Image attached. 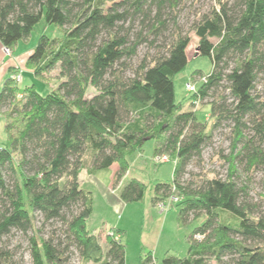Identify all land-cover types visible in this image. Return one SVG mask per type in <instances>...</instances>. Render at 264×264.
<instances>
[{
  "label": "trees",
  "instance_id": "trees-1",
  "mask_svg": "<svg viewBox=\"0 0 264 264\" xmlns=\"http://www.w3.org/2000/svg\"><path fill=\"white\" fill-rule=\"evenodd\" d=\"M213 1L192 26L198 54L212 68L185 109L175 94L191 41L178 24L183 0H0L6 48L28 40L40 21L63 31L61 38L41 33L26 64L44 80L58 68L56 88L21 91L11 68L0 89L7 137L0 148V264H126L121 230L107 233L103 244L102 233L89 229L93 197L79 176L118 164L112 184L120 185L129 157L148 140L155 141V157L176 159L173 179L155 185L153 203L180 196V226L205 217L187 236V254H167L162 264H264V194L255 198L253 182L242 181L245 174L264 177V94L257 90L264 0ZM143 43L155 52L134 62ZM196 101L211 107L210 130ZM224 128L231 150L217 154L226 173L186 178ZM146 189L133 177L121 197L139 202ZM15 233L28 243V259L21 244L11 245ZM140 264H155L152 253Z\"/></svg>",
  "mask_w": 264,
  "mask_h": 264
},
{
  "label": "rangeland",
  "instance_id": "rangeland-1",
  "mask_svg": "<svg viewBox=\"0 0 264 264\" xmlns=\"http://www.w3.org/2000/svg\"><path fill=\"white\" fill-rule=\"evenodd\" d=\"M213 4V0H183V4L179 10L178 24L191 38L190 44L187 47L188 64L175 77L176 100L182 101L185 109L192 107L191 101H189L192 92L186 89L187 82L197 83L199 78L206 75L212 68L211 59L208 56L198 54L199 38L196 36L192 26L195 21L197 22L201 14L210 10ZM43 32L51 37L57 36L61 38L63 36V31L60 28L47 26L44 21H40L34 27L28 40H20L18 42L15 48L16 54H19L24 49L35 46L40 34ZM170 33H166L168 40L171 38ZM216 40L213 39V41ZM3 51L5 54L10 55V57L13 56L14 50L10 49V53L8 54V51L4 47ZM148 52L154 53L155 48H150L147 43L141 44L138 47V55L134 59V62L138 61ZM27 58V56L22 57L19 68L12 73L20 72L22 74V79L18 82L19 89L23 91L27 86L36 84L37 90L46 94L50 89L56 88L61 81L58 78L59 69L57 68L47 73L44 80L35 76L29 68L27 69ZM1 66L2 64H0V68ZM196 71H202L203 73L197 79L191 78L192 74ZM199 85L197 83V86ZM1 87L2 82H0V89ZM257 90L260 94H264V75L260 76L257 82ZM210 109V105L206 103L202 104L199 102L195 105L198 117L202 121H208V130H210L214 120L210 117ZM4 123V116L0 114V148L4 146L7 139ZM228 132L229 130L224 128L215 135L213 143H210L205 148L201 162L195 160L188 166L186 178L190 176V173H201L210 177L217 172L226 173L227 165L223 164L217 152L221 149L226 153L230 152L231 141L225 134ZM154 142V140H148L144 144L143 154L138 156L139 159L133 156L130 157L131 166L123 177L121 184L116 187L113 184H109L111 181V170L103 169L94 173H88L86 169H83L79 176L82 188L90 190L93 197V212L88 220L89 229L95 230L97 234L102 233L101 241L103 244L105 243L107 228L121 230V238L126 246V262L128 261V264H140L141 260L150 252L154 253L157 264H162L167 254L186 255L189 247L187 236L191 234L195 226L201 225L205 221V217L201 216L185 226H178L177 215L179 206L174 204L164 215L159 212L157 205L152 203L151 198L155 194V185L161 181H171L175 169L173 161L159 163V165L153 163L151 152ZM133 177L142 179L147 184V189L142 201L126 202L121 197V190L125 183ZM242 181L253 182L251 183V192L255 198H258L260 194H264V177L261 173L254 174L250 179L245 174ZM154 208L155 211L153 210ZM166 218L167 222H165ZM163 229L164 232L162 233ZM161 233L162 237L160 238ZM10 239L11 245L15 247L21 244L19 252L26 255L28 259V243L21 233H15ZM211 264L216 263L212 261Z\"/></svg>",
  "mask_w": 264,
  "mask_h": 264
},
{
  "label": "crops",
  "instance_id": "crops-1",
  "mask_svg": "<svg viewBox=\"0 0 264 264\" xmlns=\"http://www.w3.org/2000/svg\"><path fill=\"white\" fill-rule=\"evenodd\" d=\"M35 46H33V47H30V48H28V49H24V50H22L19 54H16V51H15V49H14V53H13V56L12 57H10V55H7V54H5L4 53V46L2 45V43L0 42V64H2V66H1V68H0V82H2V85H3V83H4V81H5V79L10 75V69L11 68H14L15 70H17L18 68H19V65L21 64L20 63V60H21V58L22 57H24V56H29V54L32 52V50H33V48H34ZM27 48V47H26ZM28 69V68H27ZM30 71H32L31 69H29ZM33 72V71H32ZM24 74V73H23ZM154 146H155V142H154V144H153V147H152V152H151V157H152V161H153V163L155 164V165H159V163H156V157L154 156V153H153V151H154ZM144 148V147H143ZM144 150V149H143ZM143 150L142 151H138V152H135L134 154H132L131 156H133V157H137L138 158V156H141L142 154H143ZM130 156V157H131ZM130 157H129V162H131V160H130ZM139 159V158H138ZM173 163H174V167L176 166V161H174L173 160ZM130 166H131V163H130ZM130 168V167H129ZM118 169V164H114V165H112V167L110 168V170H111V172H110V182H109V184L110 185H112V180H113V177H114V174H115V172H116V170ZM87 171V170H86ZM88 172V171H87ZM89 173V172H88ZM173 175H174V172H173ZM173 175H172V179H173ZM139 179V178H138ZM171 179V180H172ZM141 181H143L142 179H140ZM144 182V181H143ZM145 183V182H144ZM151 200H152V203H153V197L151 198ZM154 204V203H153ZM157 204V203H156ZM155 204V205H156ZM154 211H155V208L153 209ZM165 215V214H164ZM165 222H167V218H166V221ZM177 224H178V221H177ZM178 226H180L179 224H178ZM109 230H114L113 228H111V229H108L107 228V231L106 232H108ZM94 231V233H96L95 232V230H93ZM164 232V229H163V231H162V233ZM162 233H161V235H160V238L162 237ZM97 234V233H96ZM118 237H119V235H118ZM119 238H121V237H119ZM122 239V238H121ZM152 253V255H153V257H154V259H155V262H156V264H157V261H156V257H155V255H154V253L153 252H151ZM126 264H128V261L126 262Z\"/></svg>",
  "mask_w": 264,
  "mask_h": 264
},
{
  "label": "built area",
  "instance_id": "built-area-1",
  "mask_svg": "<svg viewBox=\"0 0 264 264\" xmlns=\"http://www.w3.org/2000/svg\"><path fill=\"white\" fill-rule=\"evenodd\" d=\"M5 50L8 51L7 52L8 54L10 53L9 48L5 47ZM11 77L16 83H18L22 79V74L20 72H16V73L12 74ZM206 80H207V76L203 75L199 78L197 83H199V84L204 83V82H206ZM197 83H193L191 81L187 82L186 89L191 91L192 93H196L198 91ZM198 103L199 102L196 101V104H198ZM171 160H172V158L168 154H162V155L156 157L157 163H164V162H168ZM174 161H176V159ZM180 200H181L180 196H178L177 194H172L169 197H166L164 199L159 200L156 205H157L158 210L161 214H166L172 208V206L175 203L179 202ZM197 237L199 238V236H197Z\"/></svg>",
  "mask_w": 264,
  "mask_h": 264
},
{
  "label": "bare ground",
  "instance_id": "bare-ground-1",
  "mask_svg": "<svg viewBox=\"0 0 264 264\" xmlns=\"http://www.w3.org/2000/svg\"><path fill=\"white\" fill-rule=\"evenodd\" d=\"M106 233L114 234V231H113V230H109V231L106 232ZM155 264H156V262H155Z\"/></svg>",
  "mask_w": 264,
  "mask_h": 264
},
{
  "label": "water",
  "instance_id": "water-1",
  "mask_svg": "<svg viewBox=\"0 0 264 264\" xmlns=\"http://www.w3.org/2000/svg\"><path fill=\"white\" fill-rule=\"evenodd\" d=\"M198 50V49H197Z\"/></svg>",
  "mask_w": 264,
  "mask_h": 264
}]
</instances>
